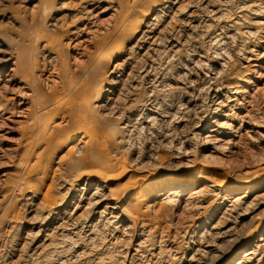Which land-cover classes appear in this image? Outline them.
Listing matches in <instances>:
<instances>
[{
    "label": "rangeland",
    "instance_id": "rangeland-1",
    "mask_svg": "<svg viewBox=\"0 0 264 264\" xmlns=\"http://www.w3.org/2000/svg\"><path fill=\"white\" fill-rule=\"evenodd\" d=\"M210 1H212V4ZM157 2L159 1L158 0H102L101 2H99L98 0L97 2L98 4L94 9V12L95 13L97 12L96 15L97 14L98 15L97 16L95 15L92 21L86 24V29L78 31L77 27H83L85 24L84 22L85 20L76 18L75 14H77L81 10L80 3L76 0H0V43L4 42V45L2 47L6 52L12 51L15 52L17 55L22 54L27 56L26 57L27 75L26 73L24 74L23 72H20L17 75L19 79H15V80H17L18 82L19 80H21L22 82L20 85L18 84L19 86L14 85L15 83H10V81L7 82V80H5V82L4 81L1 82L0 101H5L8 98L15 97L16 93L19 94V92L17 91L19 89L24 91H30L28 89H22V86L27 85V87L31 89L30 83L32 82L35 83L36 85L35 95L42 98L43 100H46L47 102L44 106H42V109L40 110L39 114L42 115L43 112L44 114H49L50 110H48V108H50L51 106L49 104L50 100L48 97L50 96V91L52 87L54 85H58L59 87H61L62 85L60 80L61 78L64 79L66 83H68L71 80H77L81 76L86 75L89 77L88 86L91 87L92 90V93H88V96H90L93 99L94 103H97L99 98L103 97V95L105 94L106 90L109 87L105 81H101L97 79L98 78L97 74L100 72V69H102V65L107 58L103 52V49L106 46L105 43L107 42L104 41L107 40L105 38L110 36L111 38L110 43L112 47L115 49V54H116L115 56H122L123 58H125L126 55H128L129 53L131 54L133 52H136L132 54V58L134 59L138 55H140L138 56V58H140L141 54L138 52V50L134 51L135 48L132 45L135 42L134 38L136 36L134 33L135 26L138 24L137 21L145 22L147 21L148 17L154 16V14L156 13L155 8L158 5ZM252 2L253 0H227L223 4L222 0H220V3L218 2V0H182V5L185 6L186 10L197 11L196 13L197 14L199 13L200 15L203 14L202 10H205L203 8L204 6H206L207 3L211 7L221 8L220 13L223 12L221 13V15H223L222 17L224 18H222L221 21H218V20H213L214 18L212 15L210 17H204L206 16L204 15L203 16L204 19L203 17L201 18L203 19L201 20L203 22L200 21L196 23L200 25V26L199 25L196 26L195 24L186 25L185 22L182 23L181 22V20H183L181 19L182 17L180 15L178 16L180 17L178 21L179 23L173 25V27L175 26L177 27V29L174 27L173 29L170 30L174 31L173 34L176 37L182 36L185 39H187V41L192 38V42L194 41L192 44H194L195 46L192 45L190 42L186 43L187 46L184 45V47L182 46L181 48V50H183V48H185V50H183V52H181L180 50L178 54L179 57L175 56L177 58L175 59L176 62L171 61L169 64H167V66L165 64L164 67H166L167 69H165L164 67H163L164 69L161 68L164 76H162V79L160 80L161 82L154 83L156 89L153 88L154 85L151 86V83H149L148 85L146 78L140 79L141 77H139V79L137 78L135 79V81H132L130 83L126 76L123 78L124 81L127 82V84L125 83L124 88L129 87L127 88L128 89V93H126L127 96L123 94L122 97L121 94V97H117L118 99H121V101L116 98V101H113L114 103L112 102V105L114 104L117 105L119 103L117 107L118 111L116 110L117 112L115 113L114 110L115 114L114 113L109 114L110 111L108 112L105 111L104 113L108 114L106 116L107 123H105L106 128H108L107 130L110 132H112V130L113 132L118 131L117 137L120 134L118 138L121 137L122 139H124L122 141L119 140L112 141V139H108L107 143L109 144L110 148L112 149L115 148L114 151L120 153L119 156L123 157V161L126 162L127 164L126 167L129 165L130 168V169L128 168L129 171L124 175H122L121 177L111 179V182L113 183L109 185L110 186L109 188L113 187L115 190L116 189L119 190L121 183H122L121 186H123L126 183L128 184L129 182L130 195L128 194L129 198L126 197L124 199V202L126 200L127 201L121 204L120 209H118L119 211L117 210V212L114 214L112 213V215L110 213L104 214L105 216L104 215L101 216V214H94L92 212L93 208L87 206V204H85L86 202L79 200L80 204H83V206L82 208L79 207L77 209L76 211L77 213L75 217L82 216V220L85 217L86 218L88 217L87 219L89 221L86 218L83 221L81 220L82 224L79 223L78 228L76 230L61 231V229H57L59 223L62 222L57 218L49 219L48 221L44 222L43 225L32 223L34 217L37 216L36 213H38V209H39L38 207H40L38 205H41V203L45 201L48 195L50 194H52V196L55 195L54 198H58L59 197L58 195H62L63 185L61 186L60 184H62L64 179H66L70 175V171L66 166L67 162L65 160L58 161L61 153L58 152L54 154L51 160V157L49 159L48 155L42 154V151L44 149L43 145L31 144L33 135L29 132L28 124L31 121V120L29 121V119H31L32 115L38 113V109H37L38 107L36 106V104H34L33 102L30 103L26 111L25 110L22 111V109L19 108V106L14 105V107H16L15 115H13L14 117L9 116L10 114H5V115L0 114L2 116L0 118V264H189L193 260L194 250L197 247H199V249L201 247L200 251L201 250L204 252L205 250L208 251L209 250L208 245L210 242L211 245L215 244L214 245L215 247L219 246L220 251H218V248H216V251L213 250L216 252V254H218L221 253L223 250L225 251L226 249L228 250L229 248H231L230 246H233L237 242V240L242 241L243 240L242 237H244V235L249 234V232L252 233V230L253 232L255 231L254 229L256 228V226H258L259 224L262 223V221H264V219H260L263 218L262 213L264 212L263 211L264 210V56H263L264 55L263 54L264 0H257L258 5L260 4L263 7H261L260 9L261 16H259V18L256 19L259 24L253 25V27L255 26L254 30L252 29L253 35L251 33L250 36L249 34H247L246 36L240 34L239 36H237V38H235L236 36L233 35L232 38L233 40L234 39L236 40V41L234 40L235 41L234 43L236 45L234 44L235 45L234 46L232 44L233 46L230 47L226 46L227 48L226 47H225L226 49L224 48L226 52L220 50V47L218 49V46L214 47L213 45L212 47V44H210L208 40V37H210L212 33H214L216 30L217 32L220 31L218 30V28L221 29L222 25H226V26L231 25L229 29L237 28L241 30L242 27L245 26L246 24L245 22L254 19V14H252V10L258 7V5L256 7L255 5H249ZM185 4L189 5L190 7L189 6L186 7ZM126 13H129V16L126 17ZM224 13L225 16L227 14L226 18L224 16ZM170 16L172 15L170 14ZM237 18L239 19V22ZM124 19L126 21L125 27L123 28V30H119L117 27L121 24L122 20ZM180 22L182 23L181 25ZM182 25H184V27ZM73 30L78 31V34L71 33L73 32ZM226 31H228V28L226 29ZM180 33L182 34L180 35ZM189 35H191L192 37H190ZM115 37L117 39H115ZM182 37L180 39L184 40V38ZM243 38L246 42H244L245 46L242 44L243 46L242 48L240 44L243 42H240L239 40ZM230 41H232V39ZM190 45H191V49H189ZM198 45L200 46V48ZM237 45L242 49L240 48L238 51ZM249 46L250 48L255 50V51L253 50L252 56L256 57V61L249 62L248 61L249 59L244 57V55L245 56L248 55L246 49ZM115 47L116 48L118 47V49H116ZM210 47H212L213 49L212 48L210 49ZM131 48L133 50H131ZM192 48L193 49L196 48L197 50L199 49L198 51L201 50V52L204 53V55L206 54L205 55L206 63H208L209 66L210 65L214 66L211 69L212 71L219 69L218 71L216 70L217 72H219L216 74L221 73L222 75L220 76L218 75V77L223 81L225 80L226 84L238 86V87L241 86L240 88L242 89L239 88L241 90L240 93L241 96L240 95L238 96L239 99L238 101H236L237 103L227 101L228 98L226 97L227 96L226 94L225 97L227 100L223 99L225 102L223 101L222 102L224 103L222 104L223 106H220V108L222 107L221 110H223L224 112L230 113L232 110L235 111L234 113L231 112L233 114L232 116L230 113L229 116H231V118L230 117L223 118L221 116L219 117L218 115L212 113L213 108L215 107V105H217L216 101H218L219 99L218 97L220 96V94L215 96L216 94L213 90L208 89L209 88L208 86L205 87L206 84H202L205 83V77L203 75V72L206 73V71H208L207 69L208 67H205L203 63L202 64L200 63L197 64L196 68L194 67V69H197L194 70L195 75L192 73H188L189 72L188 70L189 68H191L192 63H189L190 60H187V56L189 52H192L193 50ZM244 50L246 51L245 53ZM128 51L130 52L128 53ZM242 51L243 54H241ZM215 52L217 55L215 54ZM254 53L256 54V56H254L255 55ZM3 54L4 52L0 54V57ZM225 54L227 56H225ZM220 56L221 57L223 56V58L225 59V61L222 62V64L218 65L217 63L212 62V60L214 59L218 60L219 58H221ZM232 59L234 62H232ZM254 62L259 63V66L257 68L253 66L252 63ZM184 63L188 64L186 66L187 68L189 67L188 69H186V67H183L185 66ZM233 64H235V66H233ZM248 65L252 66L254 69L252 67H249ZM248 68H250L249 69L250 72L247 70ZM226 70H228L227 74L230 76V78L226 74H225L226 76L225 75L223 76V72H225ZM254 70L256 71L254 72ZM196 71L198 73H195ZM165 73L167 74L165 75ZM183 73L185 76L183 75ZM197 75H199L200 77L198 76L199 77L198 78ZM176 78H179L180 81L179 80L177 81ZM201 78L204 80L203 82ZM192 79L195 82L192 81ZM197 79L199 82L197 81ZM140 80L143 81L141 82ZM187 81L191 84H189ZM158 83L161 84V86L157 85ZM196 83L199 85H194ZM137 84L139 85L138 87ZM4 86H8L9 88ZM147 86L148 87L151 86V89L152 90L154 89L155 91L154 90L153 91L157 94H155L150 89V87L148 88ZM214 86L217 85L214 84ZM131 87L132 89H130ZM201 87L206 93H204L202 90H201L202 92L199 91L200 89H202ZM98 88H102V92L100 93L99 96H95L96 95L95 90ZM163 88H164L163 90L164 92H162L161 90ZM194 88L195 89L198 88L199 90H195ZM160 90L161 92H159ZM13 92L15 93L12 94ZM162 93H165L166 95L165 94L163 95ZM150 94L153 99L150 97ZM204 94L205 96L208 97L206 98ZM157 95L159 99H157L158 98L156 97ZM196 95L198 98L196 97ZM191 96H193L192 99ZM122 98L126 99V101L123 100ZM204 98L206 99V101L208 100V102H206ZM148 99L149 100L151 99L153 101L150 102L148 101ZM203 100L205 101L204 102L205 104L201 102ZM160 101H162V104H164L163 106ZM186 101L189 102L187 103ZM148 102L156 106L160 104L165 110L162 109V107L159 105L160 107H157L158 112H162L161 113L162 115L165 112V114L167 115L166 118L164 119L162 118V121L164 120L163 122L161 121L160 118H158L157 121L159 123L157 124L155 123L156 125V126L154 125V128L156 127L155 129L152 127L153 125H151L152 127L151 128L150 124L147 125L143 124L145 129H142L143 126L140 123L141 118L146 116V112H147L146 108L147 106H149ZM122 103H124L125 105ZM174 103L175 104L177 103L176 106H174L175 105ZM211 103H213L212 107L210 106ZM196 104L197 106H195ZM170 105L173 107V109ZM178 105L179 108L177 107ZM120 107L123 109H121ZM180 108L182 109V111ZM190 108L192 109V112L186 113L188 109L191 111ZM119 111H123V112L119 114L120 113ZM166 111L169 112L172 111V112L169 113ZM101 112L102 110L100 108L97 107L95 109L93 108L91 111V116L100 118L101 116H103V113ZM204 112L205 113L207 112L206 113L207 117L204 116L205 115ZM138 113L141 115H139ZM118 114L119 116L120 115L121 116L118 117ZM21 115L24 117H22ZM51 116L52 115H49L47 119L42 116L41 122L46 123L49 122L50 120V122L52 123V127L46 136L50 143L51 142L54 143L56 142L62 131L68 129L69 127H73L74 124L62 123L59 125H54L59 122V118L53 117L51 119ZM238 118H240L241 120ZM214 119H219L220 121L226 120L227 122H229L227 124H229L232 128H229L228 130H230L234 134V136L233 135L230 136L233 138L231 140L232 141L231 143L228 141L227 142L217 141L218 137L216 136L213 137L214 139L212 138L211 140H209V142H214V143H210L211 144L210 145L208 140H206L207 142L203 141V138L199 137L201 135L198 136L195 133L197 132V130L200 129L202 125H204L205 122L212 125L211 122ZM197 120L198 121L201 120V121L198 122ZM128 121H131L132 124L134 123L135 126L138 124H140V126L139 125L136 126L138 129L136 127H133L132 128L133 133H131L132 132L131 128L129 130L127 129L124 130V127H122L123 123H127ZM227 124L225 125L229 126ZM171 125L172 127H170ZM193 125L194 127H192ZM198 125L199 127L196 128V126ZM151 129L154 130L152 131ZM161 131H164L165 133ZM140 132L144 133L145 135L141 134ZM192 132L195 135V137L197 136L196 137L197 139L193 136ZM136 133L138 135L134 136L135 138L134 139L133 135L134 134L136 135ZM126 134H129L130 137ZM177 135L179 136V138ZM224 137L227 139V136ZM127 138H130V140L133 138L131 140L133 142H131L129 139L127 140ZM145 138L148 139L147 141H149V143L145 141L146 140ZM153 138L157 140L160 139L161 140L155 141V139ZM215 138L217 139L215 140ZM152 140L153 142H151ZM201 140L203 142H201ZM200 142H201V146H200ZM128 143L132 144L133 146L130 144L128 145ZM183 144L185 149L183 148ZM188 149L190 151L192 149V151L194 150L196 152L193 151L194 152L193 155V152H190ZM178 150L180 151V153ZM183 152H185L187 156ZM138 154L140 158H138ZM195 157L196 158L198 157L197 158L198 162L195 161L196 159H193ZM191 159H193L194 162H192L193 160ZM189 163H190L189 165L190 167H187ZM191 164L193 165V167ZM33 165L34 167H32ZM197 165L203 166L206 172L202 173L203 176L201 174V176L200 175L196 176V178L195 175L190 177L185 176V179L182 181V183H180L181 187H185V189L183 188L181 189L179 187H176L174 189L173 187H170V189L168 188L166 191L162 192L164 193V195L159 196L158 195L159 193L158 194L154 193L153 195H149L150 197L148 196L146 199L142 201H138L135 199L134 192L138 191L139 188H141L143 182L146 181L149 182L154 179L156 180L159 178H163L167 175L176 174L180 176L189 172V170L194 169ZM35 167H37L39 172L32 170V168ZM44 168L47 169L45 170L47 174V179L43 184H40L41 177H39L40 176L39 173L40 174L43 173ZM254 175L255 176L257 175V178ZM248 176L249 177L254 176L255 179H253L254 177L249 178ZM236 177L239 178L236 179ZM240 177L242 179H240ZM59 179L62 183H60ZM135 179H139V180L135 181ZM235 179L236 180L248 179L249 181H253L254 184L245 187L243 189H237L233 186L234 185L233 183L236 181ZM209 180L212 181L210 182ZM194 181L195 184L193 183ZM140 182H142V184ZM213 182L215 183L217 182V184L215 183L212 184ZM72 183L74 185L71 191H69L68 197L70 194L72 195L78 194L81 196L82 192L77 188H79L78 184L83 185V183L77 180L76 183L74 182ZM221 183L223 185L229 186L228 188L233 186L232 187L233 189L231 188L227 192L225 191V189L221 188L220 186ZM187 185H189V187H187ZM203 185H205L207 188ZM199 187H202L201 192ZM204 187L206 188V190H204L205 189ZM112 189H106L105 191L107 193H110V190ZM173 189L174 190L180 189L182 190V193L178 192L179 195L170 196V200H171L170 201L169 198L164 196H166L168 192ZM196 189L197 191H195ZM207 189L209 191H207ZM122 192L123 190L120 191V194ZM199 193L201 194L204 193V194L202 196ZM186 196L188 197L185 198ZM232 196H235V199ZM255 196L256 199H261L263 201L262 205L259 207H257L258 204L255 203L256 201ZM79 198L80 197H78V199ZM162 198L164 201L162 200ZM171 198L172 199L175 198V199L172 200ZM232 198L234 199V201H231ZM67 199L68 201H70L71 198H67ZM78 199L77 201L75 200L76 203L78 202ZM235 200L236 201L238 200L236 204L237 208L234 205ZM200 202L202 203L204 202V203L202 204ZM192 203L194 205H191ZM251 203L252 204L255 203V205H252ZM68 204H70V207L74 206V203L67 202L66 205L68 206ZM201 205L202 207L203 206L204 207L201 208ZM190 206H192L193 208L192 207L190 208ZM197 206L198 207L200 206V208L198 209ZM228 206L230 207L228 208ZM101 208L99 210H101ZM225 208H227V210ZM87 210L89 212H92L93 214L92 213L90 214ZM81 211L82 213H80ZM86 211L89 214L86 213ZM238 212H241L242 215H240L241 213ZM123 213L125 214V216ZM82 214L83 215L87 214L88 216L85 215L83 217ZM222 214L223 217L227 216V218L221 217ZM233 217L236 218L237 221L236 219L234 220ZM100 218L102 219V221ZM108 218L111 221L115 219L113 220L115 223L113 221L111 222L113 225L109 223L110 221H108ZM258 219L260 220L261 223H257V221L259 222ZM130 220L131 221L133 220L132 222L134 224ZM92 222L93 225L94 224L97 225L96 227L98 229L94 225L91 226L90 228L93 229L92 230L93 232H89L88 228L90 226L88 225L89 223ZM215 222L218 223V225L217 224L214 225ZM132 224L134 226L133 228H132ZM222 224L224 225V227ZM55 226L56 228H54ZM126 226L127 227L129 226L131 230L129 227L127 228ZM229 226L230 227L235 226V228L232 227L230 229ZM37 227H40L42 231L41 234L36 237L34 233L38 230ZM217 227L220 229H218ZM55 229L59 231L56 232ZM235 229H238L239 231L237 230L235 231ZM231 230H233V232ZM74 231L77 232L74 234ZM94 231L96 232L94 233ZM209 232L211 234H209ZM237 232L239 234H237ZM47 233L49 235L53 233V235L49 236ZM54 233L56 236L54 235ZM215 233L217 234V236ZM223 233H225V235ZM86 235L88 236V238ZM59 236L60 237L63 236L64 238L59 239L60 238ZM220 236H222L224 239ZM69 237L71 238L70 241H69L70 239ZM221 238L223 239V241ZM235 238L237 239L235 240ZM44 239H46L45 242ZM200 239H202L205 242H203ZM61 240L63 241L61 242ZM217 241L218 242L221 241V242L218 243L217 245L216 244ZM233 241L236 242L234 243ZM255 243H256L255 241H252L251 245L253 246V244ZM247 248L242 249L241 253H243ZM136 249L137 252H135ZM262 250L264 251V248ZM50 251H54L55 253L54 252L51 253ZM257 253L259 254V250ZM204 254L206 256V253ZM216 254L214 255L212 253L211 257L206 256L208 259H205V261L206 260L207 261L204 264L207 263L209 264L210 261H211L210 264L214 263V259L216 261L218 258V255ZM188 258L191 259L189 260ZM209 258H211L210 261Z\"/></svg>",
    "mask_w": 264,
    "mask_h": 264
},
{
    "label": "bare ground",
    "instance_id": "bare-ground-1",
    "mask_svg": "<svg viewBox=\"0 0 264 264\" xmlns=\"http://www.w3.org/2000/svg\"><path fill=\"white\" fill-rule=\"evenodd\" d=\"M76 1H78L79 3H80V6H81V10L77 13V14H75L76 15V18H78V19H83V20H85L84 22H85V24H84V26L83 27H77V30L78 31H80V30H84V29H86V24L87 23H89V22H91L92 21V19H93V17L96 15V13L94 12V9H95V7H96V5L98 4L97 2H98V0H76ZM102 1V0H101ZM100 0H99V2H101ZM159 2H157L158 3V5L156 6V8H155V11H156V13L154 14V16H152V17H148V19H147V21H145V22H139V21H137V25L135 26V30H134V33H135V38H134V40H135V42H134V44H132L133 45V47L135 48L134 49V51L136 50H138V52L141 54V57L140 58H138V56H140V55H138L137 57H135L134 59L132 58V54H134V53H136V52H133V53H129L131 50H133L132 48H131V50L130 51H128V55H126V57L125 58H123L122 56H115L116 54H115V49L112 47V45H111V43H110V41H111V38H110V36H108L107 38H105V39H107V40H104L106 43H105V47H104V49H103V52H104V54L106 55V60L104 61V63H103V65H102V69H100V72L97 74V79H99V80H101V81H105L106 83H107V85L109 86L108 87V89L106 90V92H105V94L103 95V97H101V98H99V100H98V102L97 103H94V101H93V99L90 97V96H88V93H92V90H91V87H89L88 86V84H89V77L88 76H81L79 79H77V80H71V81H69L68 83H66L65 81H64V79H60L61 80V87H59L58 85H54L53 87H52V89H51V91H50V96L48 97L49 98V104H50V108H48V110H50V112H49V114H44V112H43V114L42 115H40L39 114V112H40V110L42 109V106H44L47 102H46V100H43L42 98H40V97H38L37 95H35L36 94V85H35V83H30V86H31V89L30 88H28L27 87V85L26 86H22V89H28V90H30V91H24V90H21V89H19V90H17L18 92H19V94L18 93H16V96L15 97H12V98H8L7 100H5V101H0V114L1 115H5V114H10L9 116H13V115H15V112H16V107H14V105H17V106H19V108H21L22 109V111L23 110H27L28 108V106H29V104L30 103H34V104H36V106L38 107L37 109H38V113L37 114H33L32 115V117H31V119H29V121H30V123L28 124V129H29V132L33 135V139L31 140V144H33V145H43L44 146V149H43V151H42V154L43 155H48V157H49V159H50V157H51V160H52V157H53V155L54 154H56V153H61V155H60V158H59V160L58 161H60V160H65L66 162H67V164H66V166L68 167V169H69V171H70V175L66 178V179H64V181H63V183L60 181V179H59V181H60V183H62V184H60L61 186H62V188H63V193H62V195H58L57 197L58 198H54L55 197V195L54 196H52V194H50V195H48V193H47V197H46V199H45V201L44 202H40L41 203V205H38V206H40V207H38L37 209H38V213H36L37 214V216H35L34 217V219L32 220V223H34V224H40V225H43V223L44 222H46V221H48L49 219H52V218H57V219H59V220H61L62 222L61 223H59V225L57 226L58 228L57 229H61V231L63 230V231H69V230H76L77 228H78V224L79 223H81V220H82V216L81 217H78V216H76L75 217V215H76V211H77V209L80 207V208H82V206H83V204H80V201H84V202H86L85 204H87V206H89L90 208H93V210H92V212L94 213V214H101V216L102 215H104V214H107V213H110L111 215H112V213L114 214V213H116L117 212V210L118 209H120V207H121V204L124 202V199L127 197V198H129L128 196L130 195L129 194V191H130V185H129V182H128V184L126 183L125 185H123V186H121L122 185V183H121V185H120V189L119 190H115L113 187H112V185H111V187L113 188H109L110 186V184L111 183H113V182H111V179H115V178H119V177H121L122 175H124L125 173H127L128 171H129V165L126 167V162H124L123 161V157L122 156H119V154L120 153H118V152H116V151H114V149H112V148H110L109 147V144L107 143V141H108V139H112V141H114V140H119V141H122V140H124V139H122L121 137L120 138H118L119 136H120V134H119V136L117 137V132H113V130H112V132H110V131H108L107 129L108 128H106V124L105 123H107V119H106V116L108 115V114H106V113H104L105 111H110L109 112V114L110 113H114V110H115V113L118 111L117 110V107H118V104L116 105V104H114V105H112V102L113 101H116V98L117 97H121V94H122V97H123V94L124 95H126V93H128V89L127 88H129V87H127V88H124L125 87V83L127 84V82H125L124 81V77L126 76L127 77V79H128V81H129V83L130 82H132V81H135V79H139V77H141L140 79H142V78H146L147 79V82H148V85H149V83H151V86L152 85H154V83H156V82H161L160 80L162 79V76H164V74H163V72H162V69H167L166 67H164L165 66V64H166V66H167V64H169L171 61H175V59H177L175 56H178V54H179V52H180V50H181V48H182V46L184 47V45H186V43H193L192 42V38L191 39H189L188 41H187V39H185L184 37H182V38H184V40L182 39H180L181 37H176L173 33H174V31L173 30H170V29H173L174 27H173V25L175 24H178L179 22V19H180V17H178L179 15L182 17L181 19H183V20H181V22L183 23V22H185V24L186 25H193V24H195L196 26L197 25H199V24H196V23H198V22H200L201 20H203L204 19V17H210L211 15L213 16V20H218V21H221V19L222 18H224V17H222L223 15H221V13H223V12H221L220 13V11H221V8H217V7H211V6H209V4L207 3L206 4V6H204V8L203 9H205V10H202L203 11V14L202 15H200L199 13L197 14L196 12L197 11H192V10H186V8H185V6H183L182 5V0H158ZM225 1H227V0H225ZM225 1H223L222 0V2H223V4H224V2ZM211 2V4H212V1H210ZM216 2V1H215ZM218 2L220 3V0H218ZM78 3V4H79ZM156 3V4H157ZM183 4H184V2H183ZM186 5V4H185ZM220 5V4H219ZM221 5H222V3H221ZM249 5H255V7L258 5V3H257V0H253V2L251 3V4H249ZM248 5V6H249ZM260 5V4H259ZM258 5V7H256V8H254L253 10H252V14H254V19H252V20H249V21H247V22H245L246 24H245V26H243L242 27V29L240 30V29H229V27H231V25H222V27H221V29H219L218 28V30H220L219 32H217V30L214 32V33H212L211 35H210V37H208V40H209V43L210 44H212V47H213V45H214V47H217L218 46V49H219V47H220V50H223V51H225L226 52V46H233L235 43V41L233 40V38H232V36L233 35H235L236 37L235 38H237V36H239L240 34H242V35H244V36H246L247 34H249V36H250V33L253 35V31H252V29L254 30V27H253V25H255V24H259L258 23V21L256 20L257 18H259V16H261V7H263L262 5H260L259 6ZM99 6V5H98ZM187 6H189V5H186V7ZM192 6V5H191ZM213 6V5H212ZM247 6V7H248ZM190 7V6H189ZM203 7V6H202ZM211 7V8H210ZM221 7V6H220ZM201 8V7H200ZM198 9V8H197ZM243 9V8H242ZM194 10H195V8H194ZM200 10V9H199ZM101 13V12H100ZM170 14L172 15V16H170ZM98 15V14H97ZM96 15V16H97ZM204 15H206V16H204ZM127 16H129V13H126V17ZM204 16V17H203ZM224 16H225V13H224ZM203 17V19H201ZM227 17V14H226V16H225V18ZM239 17H241V16H239ZM97 18V17H96ZM174 19V20H173ZM238 19V18H237ZM125 19L124 20H122V22H121V24L117 27L119 30H123V28L125 27ZM175 22H177V23H175ZM180 22V25L182 24ZM201 22H203V21H201ZM215 22V21H214ZM236 22V21H235ZM234 22V23H235ZM238 22H239V19H238ZM91 24V23H90ZM228 24V23H227ZM183 27H184V25H182ZM181 26V27H182ZM200 26V25H199ZM201 26H202V24H201ZM180 27V28H181ZM192 27V26H191ZM176 29H177V27H175ZM228 28V31H226V29ZM75 29V28H74ZM178 30H179V28H178ZM225 30V31H224ZM256 30V29H255ZM78 31H74L73 30V32H71V33H76V34H78ZM252 31V32H251ZM257 31V30H256ZM255 31V32H256ZM175 32H177V31H175ZM184 33V32H183ZM182 33H180V35H181ZM252 35H251V37H252ZM255 35H256V33H255ZM190 37H192L191 35H189ZM186 37V36H185ZM194 38V37H193ZM240 38V37H239ZM238 38V39H239ZM115 39H117L116 37H115ZM114 39V40H115ZM119 39V38H118ZM232 39V41H230ZM257 39V38H256ZM77 40V39H76ZM207 40V41H208ZM262 40V39H261ZM238 41V40H237ZM240 42H243V43H241L240 45H241V47L243 48V46H242V44L244 45V42H246L245 40H244V38L243 39H240L239 40ZM112 42H113V40H112ZM114 42H116V41H114ZM3 43V44H2ZM2 43H0V54H2V52H4V54L0 57V83L1 82H5V80H7V82H9L10 81V83H15L14 85H17V86H19L22 82H21V80H19V82L17 81V80H15V79H19L18 77H17V75L20 73V72H23L24 74L26 73V75H27V71H26V69H27V62H26V57L27 56H25V55H22V54H16L15 52H12V51H8V52H6L4 49H3V45H4V42H2ZM47 43V42H46ZM118 43V42H117ZM239 43V42H238ZM196 44V43H195ZM233 44V45H232ZM114 45H115V43H114ZM117 45V44H116ZM192 45H194V44H192ZM200 45V44H199ZM198 45V46H199ZM236 45V44H235ZM234 45V46H235ZM187 46V45H186ZM185 46V47H186ZM195 46V45H194ZM194 46H192V47H194ZM245 46V45H244ZM119 47V46H118ZM118 47L116 48V49H118ZM212 47H210V49L212 48ZM226 47V48H225ZM237 47H238V45H237ZM241 47H238L237 49H238V51H239V49L241 48ZM247 47V46H246ZM188 48V47H187ZM198 48V47H197ZM199 48H200V46H199ZM208 48H209V46H208ZM225 48V49H224ZM241 48V49H242ZM189 49H191V45H190V48ZM193 49V48H192ZM202 49V48H201ZM213 49V48H212ZM244 49H245V47H244ZM105 50V51H104ZM183 50H185V48H183ZM183 50H181V52H183ZM199 50V49H198ZM196 48L195 49H193L192 50V52H189V54H188V56H187V60H190L189 61V63H192V66H191V68H189V72L188 73H192V74H194V70H197V69H194V67L196 68L197 67V64H204V66L205 67H208L207 69H208V71H206V73H204L203 72V75H204V77H205V83H202V84H206L205 85V87L206 86H208L209 88L208 89H211V90H213L214 92H215V96H217V95H219L220 94V96L218 97L219 99H218V101H216V104L217 105H215V107L213 108V110H212V113L213 114H215V115H218L219 117L221 116V117H223V118H228V117H230L231 118V116L233 115L231 112H235V111H233L232 109V111L230 112L231 113V116H229L230 115V113L229 112H224L223 110H221V108H220V106H223L222 104H224V103H222L224 100L223 99H226V97L228 98V100L227 101H229V102H236V101H238V99H239V95H240V93H241V90L240 89H242V88H240V87H238V86H233V85H229V84H226L225 82V80L223 81L222 79H220L219 77H218V75L220 76V75H222L221 73L220 74H216V73H219V72H217L216 70L215 71H212L211 69L214 67L213 65L210 67L209 66V64L208 63H206V61H205V59H206V54L204 55V53H202L201 52V50L200 51H198ZM216 50V49H215ZM214 50V51H215ZM220 50H219V52H220ZM247 50V53H248V55L247 56H245L244 55V57H246L247 59H249L248 61L250 62V61H256V57H253L252 55H253V50L254 49H252V48H250V46L246 49ZM213 51V52H214ZM255 51V50H254ZM132 52V51H131ZM246 51L244 50V53H245ZM119 53V52H118ZM139 53H137V54H139ZM223 53V52H222ZM221 53V54H222ZM127 54V53H126ZM180 54H182V53H180ZM214 54V53H213ZM215 54H216V52H215ZM241 54H243V51H242V53ZM255 54V53H254ZM263 54H264V52H263ZM48 55V54H47ZM217 55V54H216ZM224 55V54H223ZM258 55V54H257ZM260 55V54H259ZM208 56V55H207ZM225 56H227L226 54H225ZM254 56H256V54L254 55ZM264 56V55H263ZM104 57V56H103ZM179 57V56H178ZM213 57V56H212ZM216 57V56H215ZM218 57V56H217ZM221 57V56H220ZM229 57V56H228ZM258 57V56H257ZM186 58V57H185ZM208 58V57H207ZM259 58V57H258ZM218 59V58H217ZM228 59H230V58H228ZM260 59V58H259ZM181 61V60H180ZM225 61V59L223 58V56L221 57V58H219L218 60H216V59H214V60H212V62H214V63H217L218 65H220V64H222V62H224ZM247 61V60H246ZM247 61V62H248ZM172 62V63H173ZM176 62V61H175ZM232 62H234L233 61V59H232ZM179 63V62H178ZM177 63V64H178ZM230 63H231V61H230ZM255 63V64H254ZM254 63H252L253 64V66L254 67H258L259 66V63H257V62H254ZM180 64V63H179ZM182 64V63H181ZM185 64V63H184ZM183 64V65H184ZM213 64V63H212ZM188 64H185V66H183V67H186ZM169 66V65H168ZM203 66V65H202ZM222 66V65H221ZM233 66H235V64H233ZM249 67H252V66H250V65H248ZM247 66V67H248ZM90 67V66H89ZM164 67V68H163ZM176 67H177V65H176ZM180 67V66H179ZM162 68V69H161ZM187 67H186V69H188ZM225 68H227V67H225ZM224 68V69H225ZM233 68V67H232ZM253 68V67H252ZM251 68V69H252ZM58 69V68H57ZM88 69V68H87ZM86 69V70H87ZM191 69V70H190ZM203 69H204V67H203ZM221 69V68H220ZM224 69H223V71H224ZM250 68H248L247 70L250 72V70H249ZM254 69V68H253ZM210 70H211V72H210ZM246 70V71H247ZM164 71V70H163ZM227 71L228 70H226L225 72H223V76L226 74L227 76H229L228 74H227ZM231 71V70H230ZM256 70H254V72H255ZM185 72V71H184ZM186 73V72H185ZM195 73H198L197 71L195 72ZM88 74V73H87ZM167 73H165V75H166ZM200 74V73H199ZM230 74V73H229ZM172 75V74H171ZM170 75V76H171ZM183 75H184V73H183ZM189 75V74H188ZM195 75V74H194ZM225 75V76H226ZM174 76V75H173ZM185 76V75H184ZM199 75H197V77H198ZM175 77V76H174ZM188 77V76H187ZM194 77V76H193ZM200 77V76H199ZM198 77V78H199ZM203 77V76H202ZM203 77V78H204ZM220 80H219V79ZM229 78H230V76H229ZM202 79V78H201ZM241 79V78H240ZM174 80V79H173ZM176 80L178 81H180V79L179 78H176ZM187 80V79H186ZM200 80V79H199ZM219 80V81H218ZM227 80V79H226ZM109 81V82H108ZM136 81H138V80H136ZM141 82L143 81V80H140ZM139 81V82H140ZM163 81H165V80H163ZM190 81V80H189ZM192 81H194L193 79H192ZM191 81V82H192ZM197 81H198V79H197ZM204 80L202 79V82H203ZM140 82V83H141ZM188 82V81H187ZM195 82V81H194ZM199 82V81H198ZM138 83V82H137ZM164 83V82H163ZM186 83V82H185ZM189 83V82H188ZM233 83V82H232ZM5 84V83H4ZM19 84V85H18ZM143 84V83H142ZM187 84V83H186ZM189 84H191V83H189ZM214 84H216L217 86H214ZM231 84V83H230ZM1 85V84H0ZM130 85V84H129ZM128 85V86H129ZM136 85V84H135ZM135 85H134V87H135ZM144 85V84H143ZM147 85V84H146ZM157 85H160L161 86V84H157ZM194 85H199V84H194ZM127 86V85H126ZM132 86V85H131ZM139 85L137 84V87H138ZM151 86H149L150 87V89H151ZM167 86V85H166ZM202 86V85H201ZM2 87V86H1ZM4 87H8V86H4ZM148 87V86H147ZM148 87V88H149ZM192 87V86H191ZM195 87V86H194ZM197 87V86H196ZM199 87V86H198ZM203 87V86H202ZM201 87V88H202ZM9 88V87H8ZM154 89H156L155 88V85H154V87H153ZM166 88V87H165ZM240 88V89H239ZM130 89H132V87L130 88ZM153 89V90H154ZM168 89V88H167ZM188 89V88H187ZM195 89V88H194ZM205 89V88H204ZM207 89V90H208ZM133 90H134V88H133ZM133 90H131V91H133ZM152 90V89H151ZM152 90V91H153ZM158 90V89H157ZM162 90V92H164L163 90H164V88L163 89H161ZM161 90L159 91V92H161ZM166 90V89H165ZM193 90V89H192ZM195 90H199L198 88L197 89H195ZM204 92V90H203V88L202 89H200L199 91L200 92H202V91ZM206 90V91H207ZM225 90V91H224ZM96 92H95V96H99L100 95V93L102 92V88H98V89H96L95 90ZM130 91V92H131ZM155 91V90H154ZM153 91V92H154ZM188 91V90H187ZM130 92H129V94H130ZM151 92V91H150ZM152 92V93H153ZM167 92V91H166ZM165 92V93H166ZM208 92V91H207ZM245 92V91H244ZM15 92H13L12 94H14ZM132 93V92H131ZM155 93V92H154ZM165 93H162L163 95L165 94ZM188 93V92H187ZM190 93V92H189ZM204 93H206V92H204ZM211 93V92H210ZM148 94V93H147ZM155 94H157V93H155ZM192 94V93H191ZM213 94V93H212ZM226 94H227V96H226ZM162 95V96H163ZM166 95V94H165ZM207 95V94H206ZM14 96V95H13ZM95 96H94V98H95ZM127 96V95H126ZM146 96H148V95H146ZM154 96V95H153ZM161 96V95H160ZM168 96V95H167ZM189 96H190V94H189ZM199 96V95H198ZM201 96H202V94H201ZM204 96H205V94H204ZM226 96V97H225ZM241 96V95H240ZM19 97V98H18ZM150 97H151V94H150ZM156 97H158V95L156 96ZM192 97L193 96H191V99H192ZM196 97H197V95H196ZM195 97V98H196ZM200 97V96H199ZM206 98L208 97V96H205ZM211 97V96H210ZM213 97V96H212ZM222 97H225V98H222ZM152 98V97H151ZM163 98V97H162ZM187 98H189V97H187ZM198 98V97H197ZM222 98V99H221ZM118 99V98H117ZM123 100H125L126 101V99H124V98H122ZM153 99V98H152ZM157 99H159V97L157 98ZM165 99H167V98H165ZM164 99V100H165ZM191 99H190V102H191ZM200 99H203V98H200ZM205 99V98H204ZM211 99V98H210ZM214 99V98H213ZM17 100V101H16ZM118 100H120L121 101V99H118ZM122 100V101H123ZM161 100V99H160ZM194 100V99H193ZM243 100V99H242ZM245 100V99H244ZM96 101V100H95ZM128 101V100H127ZM135 101H137V100H135ZM134 101V102H135ZM148 101H153V100H149L148 99ZM158 101V100H157ZM156 101V102H157ZM195 101V100H194ZM199 101V100H198ZM205 101H206V99H205ZM204 100L203 101H201V102H205ZM240 101V100H239ZM119 102V101H118ZM144 102V101H143ZM146 102H147V100H146ZM150 102H148V104H149V106H147V108H146V116H144L143 118H141V124H142V126H143V124L144 125H147V124H150V127H151V125H153L152 127L154 128V125H155V123L157 124V123H159L157 120H158V118H160L161 119V121H162V118L164 119V118H166L167 117V115L165 114V112H164V114L162 115L161 113L162 112H158V110H157V107H160L159 105L158 106H156V105H154V104H151ZM159 102V101H158ZM161 102V104H162V101H160ZM187 103L189 102V101H186ZM206 102H208V100L206 101ZM225 102V101H224ZM114 103V102H113ZM163 103H164V101H163ZM165 103H167V102H165ZM214 103V102H213ZM213 103H211V107H212V104ZM227 103V102H226ZM237 103V102H236ZM241 103H243V102H241ZM121 104V103H120ZM122 104H124V103H122ZM145 104V103H144ZM158 104V103H157ZM175 104V103H174ZM177 104V103H176ZM176 104L174 105V106H176ZM186 104V103H185ZM194 104V103H193ZM198 104V103H197ZM197 104L195 105V106H197ZM202 104V103H201ZM205 104V103H204ZM230 104V103H229ZM125 105V104H124ZM129 105V104H128ZM147 105V104H146ZM164 104H162V106H163ZM167 105V104H166ZM172 105V104H171ZM170 105V106H171ZM183 105V104H182ZM209 105V104H208ZM226 105V104H225ZM224 105V106H225ZM234 105V104H233ZM241 105V104H240ZM244 105V104H243ZM126 106H127V104H126ZM161 106V107H162ZM173 106V105H172ZM171 106V107H172ZM180 106H181V104H180ZM189 106V105H188ZM194 106V107H195ZM199 106V105H198ZM202 106H204V105H202ZM206 106V105H205ZM100 108L101 110H102V112L101 113H103V116H101L100 118H97V117H93V116H91V111H92V109L94 108ZM144 107V106H143ZM178 108H179V105L177 106ZM176 107V108H177ZM182 107H185V106H182ZM200 107V106H199ZM209 107V106H208ZM235 107V106H234ZM237 107V106H236ZM121 108V107H120ZM120 108H118V109H120ZM144 108V109H145ZM175 108V109H176ZM187 108V107H186ZM192 108V107H191ZM190 108V109H191ZM202 108H204V107H202ZM206 108V107H205ZM210 108V107H209ZM242 108H243V106H242ZM121 109H123V108H121ZM159 109V108H158ZM162 109H164L163 107H162ZM167 109V108H166ZM172 109H173V107H172ZM171 109V110H172ZM181 109V108H180ZM195 109V108H194ZM207 109V108H206ZM205 109V110H206ZM230 109V108H229ZM237 109V108H236ZM117 110V111H116ZM165 110V109H164ZM169 110V109H168ZM203 110V109H202ZM209 110V109H208ZM240 110V109H239ZM242 110V109H241ZM139 111V110H138ZM162 111V110H161ZM176 111V110H175ZM177 111H178V109H177ZM180 111V110H179ZM181 111H182V109H181ZM186 111V110H185ZM18 112V111H17ZM120 113L119 114H121V112H123V111H119ZM166 112H169V111H166ZM172 112V111H171ZM171 112H169V113H171ZM187 112H192V109H191V111L188 109V111H186V113ZM209 112V111H208ZM114 113V114H115ZM141 113H143V112H141ZM145 113V112H144ZM174 113V112H173ZM176 113V112H175ZM179 113V112H178ZM205 113V112H204ZM207 113V112H206ZM206 113H205V115L204 116H206ZM119 114H118V117H120L119 116ZM139 114V113H138ZM168 114V113H167ZM236 114V113H235ZM0 115V118L2 117ZM49 115H52L51 116V119L53 118V117H58L59 118V122L58 123H56V124H54V125H59V124H62V123H69V124H74L73 125V127H69L68 129H66V130H64V131H62V133L59 135V137H58V139L56 140V142H54V143H50L49 141H48V138H47V133L50 131V129H51V127H52V123L50 122V120H49V122H46V123H44V122H41V117L43 116V117H45L46 119L49 117ZM139 115H141V114H139ZM172 115V114H171ZM170 115V116H171ZM175 115V114H174ZM182 115H184V114H182ZM18 116V115H17ZM20 116V115H19ZM22 116V115H21ZM169 116V117H170ZM176 116V115H175ZM181 116V115H180ZM14 117V116H13ZM22 117H24V116H22ZM142 117V116H141ZM168 117V118H169ZM178 117V116H177ZM177 117H176V120H177ZM183 117V116H182ZM181 117V118H182ZM201 117H203V116H201ZM207 117V116H206ZM217 117V116H216ZM235 117V116H234ZM27 118V117H26ZM128 118H130V117H128ZM133 118V117H132ZM171 118V117H170ZM236 118V117H235ZM173 119H174V117H173ZM172 119V120H173ZM180 119V118H179ZM238 119H240V118H238ZM129 120V119H128ZM134 120V119H133ZM136 120V119H135ZM168 120V119H167ZM181 120V119H180ZM179 120V121H180ZM232 120V119H231ZM241 120V119H240ZM160 121V120H159ZM164 121V120H163ZM162 121V122H163ZM166 121V120H165ZM198 121V120H197ZM197 121H196V123H197ZM201 121V120H200ZM200 121H198V122H200ZM204 121V120H203ZM123 122H124V120H123ZM122 122V123H123ZM136 122H138V121H136ZM135 122V123H136ZM172 122V121H171ZM174 123H176V122H174ZM212 125H210V124H208V123H204V125H202L201 127H200V129L199 130H197V132H195L198 136L199 135H201V136H199V137H202L203 138V141H205V142H207L206 140H208V142H209V140H211L213 137H218V140L217 141H220V142H232L231 140L233 139L232 137H230L231 135H233L234 136V134L230 131V130H228L229 128H232L229 124H227V123H229V122H227L226 120H224V121H220L219 119H214L212 122ZM231 123V122H230ZM138 124V123H137ZM161 124V123H160ZM159 124V125H160ZM165 124V123H164ZM164 124H162V125H164ZM169 124H170V122H169ZM172 124V123H171ZM198 124H200V123H198ZM225 124H227V125H229V126H226ZM53 125V126H54ZM139 126H140V124H138ZM138 125H136V126H138ZM194 125H197V124H194ZM194 125L192 126V127H194ZM232 125V124H231ZM135 125H134V123L132 124L131 123V121H128L127 123H123V126L122 127H124V130L125 129H127V130H129L130 128H131V133H133V130H132V128L133 127H136ZM141 126V127H142ZM156 126V125H155ZM141 127H140V129H141ZM151 127V128H152ZM170 127H172V125L170 126ZM199 127V125L198 126H196V128H198ZM113 128V127H112ZM137 128V127H136ZM149 128V127H148ZM147 128V129H148ZM156 128V127H155ZM154 128V129H155ZM174 128V127H173ZM114 129V128H113ZM135 129V128H134ZM138 129V128H137ZM142 129H145L144 128V126H143V128ZM153 129V130H154ZM123 130V129H122ZM121 130V131H122ZM123 130V131H124ZM152 130V129H151ZM152 130V131H153ZM157 130H159V129H157ZM161 130H162V128H161ZM193 130V129H192ZM233 130V129H232ZM122 131V132H123ZM136 131V130H135ZM134 131V132H135ZM141 131V130H140ZM156 131V130H155ZM168 131V130H167ZM236 131V130H235ZM137 132H138V130H137ZM143 132V131H142ZM142 132H140L141 134H144V133H142ZM145 132H146V130H145ZM150 132V131H149ZM161 132H164V131H161ZM194 132V131H193ZM193 132H192V134H193ZM237 132V131H236ZM235 132V133H236ZM125 133V132H124ZM123 133V134H124ZM155 133V132H154ZM153 133V134H154ZM157 133V132H156ZM165 133V132H164ZM179 134V133H178ZM122 135V134H121ZM126 135H128L129 136V134H126ZM132 135V134H131ZM138 134L136 133V135L134 134L133 135V138H134V136H137ZM145 135V134H144ZM159 135V134H158ZM161 135V134H160ZM167 135H168V133H167ZM124 136V135H123ZM147 136V135H146ZM153 136V135H152ZM178 136V135H177ZM187 136V135H186ZM188 136H189V134H188ZM193 136L195 137V135L193 134ZM192 136V137H193ZM224 136H227V139L224 137ZM130 137V136H129ZM154 137V136H153ZM156 137V136H155ZM159 137V136H158ZM163 137V136H162ZM197 137V136H196ZM195 137V138H196ZM198 137V138H199ZM236 137H237V135H236ZM125 138V137H124ZM132 138V139H133ZM178 138H179V136H178ZM181 138V137H180ZM130 140V138H127V140ZM131 139V140H132ZM135 139V138H134ZM146 139V138H145ZM152 139V138H151ZM151 139H149V140H151ZM153 139H155V138H153ZM190 139H191V137H190ZM190 139H187V140H190ZM197 139V138H196ZM201 139V138H200ZM214 139V138H213ZM217 138H215V140H216ZM130 140V141H131ZM148 139H146L145 141H147ZM157 139H155V141H156ZM161 140V139H160ZM160 140H157V141H160ZM163 140V139H162ZM129 141V142H130ZM181 141H182V139H181ZM185 141V140H184ZM202 140H201V142H203ZM131 142H133V141H131ZM148 143H149V141H147ZM151 142H153V140L151 141ZM150 142V143H151ZM186 142V141H185ZM185 142H182V143H185ZM195 142V141H194ZM201 142H200V146H201ZM204 142V143H205ZM168 143V142H167ZM171 143V142H170ZM197 143V142H196ZM210 143H214V142H209V144ZM216 143V142H215ZM235 143V142H234ZM130 143H128V145H129ZM153 144V143H152ZM159 144H160V142H159ZM158 144V145H159ZM172 144V143H171ZM171 144H169V145H171ZM190 144V143H189ZM130 145H132V144H130ZM168 145V144H167ZM194 145H195V143H194ZM205 145V144H204ZM211 145V144H210ZM215 145V144H214ZM133 146V145H132ZM154 146V145H153ZM171 146H173V145H171ZM216 146V145H215ZM119 147V146H118ZM117 147V148H118ZM149 147H150V145H149ZM168 147V146H167ZM191 147V146H190ZM202 147H203V145H202ZM132 148H134V147H132ZM154 148H156V147H154ZM153 148V149H154ZM183 148H184V144H183ZM192 148H194V147H192ZM195 148H196V146H195ZM213 148H215V147H213ZM119 149V148H118ZM150 149V148H149ZM152 149V150H153ZM158 149V148H157ZM185 149V148H184ZM203 149V148H202ZM132 150V149H131ZM151 150V151H152ZM175 150H177V149H175ZM189 150V149H188ZM188 150H187V152H188ZM179 151V150H178ZM190 151V150H189ZM194 151V150H193ZM192 151V149H191V151L190 152H193ZM132 152V151H131ZM146 152V151H145ZM194 152H196V151H194ZM194 152H193V155H194ZM179 153H180V151H179ZM182 153V152H181ZM183 153H185V152H183ZM122 154V153H121ZM186 154V153H185ZM192 154V153H191ZM190 154V155H191ZM123 155V154H122ZM157 155V154H156ZM155 155V156H156ZM186 156H187V154H186ZM197 156V155H196ZM158 157V156H157ZM47 158V157H46ZM135 158V157H134ZM137 158V157H136ZM138 158H140V156H139V154H138ZM198 158V157H197ZM197 158L195 157V158H193V159H196L195 161H197ZM48 159V158H47ZM193 159H191V160H193ZM186 160V159H185ZM190 160V161H191ZM47 161V160H46ZM48 162H49V160H48ZM188 162V161H187ZM192 162H194V160L192 161ZM198 162V161H197ZM45 163H47V162H45ZM187 164V163H186ZM198 164V163H197ZM200 164V163H199ZM45 165V164H44ZM47 165V164H46ZM190 165V163L188 164V166L187 167H190L189 166ZM192 165V164H191ZM32 167H34V165L32 166ZM47 167V166H46ZM45 167V168H46ZM192 167H193V165H192ZM44 168V171H43V173H39V177H41V180H40V184H43L45 181H46V179H47V174H46V171L45 170H47V169H45ZM129 168V169H128ZM180 168V167H179ZM42 169V168H41ZM32 170H34V171H38V169H37V167H35V168H32ZM170 170H172V169H170ZM39 172V171H38ZM203 172H206L205 171V168L203 167V166H201V165H197L194 169H192V170H189V172H187V173H185V174H183V175H167V176H165V177H163V178H159V179H154V180H151V181H146V182H143V184H142V182H140L141 184H142V186H141V184H140V186H141V188H139V190L138 191H135L134 193V195H135V199L136 200H138V201H142V200H144V199H146L149 195H153L154 193L156 194H158L159 196L160 195H164V193H162V192H164V191H166L168 188L170 189V187H173L174 189L176 188V187H179V188H183V189H185V187H181V185H180V183H182V181L185 179V176H194L195 175V178H196V176H201V174L203 173ZM34 173V172H33ZM166 174H168V173H166ZM161 176V175H160ZM163 176V175H162ZM202 176H203V174H202ZM255 176V175H254ZM254 176H250V177H254ZM245 177V176H244ZM249 177V176H248ZM249 177V178H250ZM256 178H257V175L255 176ZM255 177L253 178V179H255ZM258 177H259V175H258ZM140 178V177H139ZM143 178V177H142ZM157 178V177H156ZM237 178H239V177H236V179ZM247 178V177H246ZM248 178V179H249ZM141 179V178H140ZM198 179V178H197ZM233 179H234V177H233ZM232 179V180H233ZM235 179V180H236ZM240 179H242L241 177H240ZM236 180L233 184V186L235 187V188H237V189H243V188H245V187H248V186H251V185H253L254 184V182L253 181H249L248 179L247 180ZM259 179V178H258ZM261 179V178H260ZM63 180V179H62ZM76 180L77 181H79V182H81V183H83V185H80V184H78L79 185V188H77L78 190H80L81 192H82V194H81V196L80 195H72V194H70L69 195V197H68V194H69V191H71V189H72V187H73V183L72 182H74V183H76ZM117 180V179H116ZM137 180H139V179H135V181H137ZM196 180V179H195ZM229 180V179H228ZM257 180V179H256ZM145 181V180H144ZM193 181V180H192ZM198 181V180H197ZM210 181V180H209ZM212 181V180H211ZM210 181V182H211ZM214 181V180H213ZM225 181H226V179H225ZM139 182V181H138ZM219 182V181H218ZM58 183V182H57ZM72 183V184H71ZM125 183V182H124ZM135 183H137V182H135ZM194 184H195V181L193 182ZM192 183V184H193ZM198 183V182H197ZM215 182H213L212 184H214ZM228 183V182H227ZM119 184V183H118ZM117 184V185H118ZM215 184H217V182L215 183ZM220 184V183H219ZM59 185V184H58ZM189 185H190V183H189ZM189 185H187V187H189ZM211 185V184H210ZM231 185V184H230ZM259 185V184H258ZM55 186H56V184H55ZM137 186V185H136ZM138 186H139V184H138ZM203 186H205V185H203ZM202 186V187H203ZM212 186V185H211ZM210 186V187H211ZM214 186V185H213ZM221 188L222 189H225V191H229L233 186H231L230 188H228L229 186H226V185H223L222 183H221ZM59 187V186H58ZM202 187H199V189H200V192L202 191L201 189H202ZM206 187V186H205ZM204 187V188H205ZM218 187V186H217ZM256 187V186H255ZM196 188V187H195ZM203 188V189H204ZM207 188V187H206ZM206 188L204 189V190H206ZM106 189H112V190H110V193H107L105 190ZM137 189V188H136ZM170 190L169 192H168V194L166 195V196H164V197H167V198H169V200H170V196H176V195H179L178 194V192H180V193H182V190H180V189H176V190ZM209 189H211V188H209ZM228 189V190H227ZM233 189V188H232ZM77 190V191H78ZM123 190V192L120 194V191H122ZM51 191V190H50ZM193 191V190H192ZM195 191H197V189L195 190ZM207 191H209L208 189H207ZM214 191V190H213ZM61 192V191H60ZM216 192V191H215ZM219 192H220V190H219ZM71 193V192H70ZM193 193V192H192ZM129 194V195H128ZM189 194H191V193H189ZM199 194H201V193H199ZM204 194V193H203ZM203 194H201L202 196H203ZM225 194V193H224ZM245 194V193H244ZM66 195H67V198H71L70 199V201H68V199L66 198ZM226 195V194H225ZM229 195H230V193H229ZM60 196H62V197H60ZM132 196V195H131ZM157 196V195H156ZM194 196V195H193ZM196 196V195H195ZM201 196V197H202ZM245 196H247V195H245ZM260 196V195H259ZM78 197H80L79 199H78ZM150 197V196H149ZM188 196H186L185 198H187ZM190 197H191V195H190ZM198 197V196H197ZM232 197H234V199H235V196H232ZM244 197V196H243ZM242 197V198H243ZM158 198V197H157ZM199 198V197H198ZM222 198V197H221ZM239 198H240V196H239ZM77 199H78V202L76 203L75 202V200L77 201ZM172 199V198H171ZM175 199V198H174ZM174 199H172V200H174ZM189 199V198H188ZM188 199H187V201H188ZM224 199H226V198H224ZM228 199V198H227ZM234 199L232 198V200L231 201H234ZM255 199H256V196H255ZM44 200V199H43ZM42 200V201H43ZM80 200V201H79ZM162 200H163V198H162ZM194 200V199H193ZM196 200H198V199H196ZM239 200H241V199H239ZM69 202V203H74V206H71L70 207V204H68V206L66 205L67 204V202ZM127 201V200H126ZM125 201V202H126ZM164 201V200H163ZM166 201V200H165ZM171 201V200H170ZM198 201H200V200H198ZM201 201H202V199H201ZM229 201V200H228ZM238 201V200H237ZM237 201L235 200V202H234V205L236 206V204H237ZM124 202V203H125ZM169 202V201H168ZM186 202V201H185ZM191 202V201H190ZM194 202V201H193ZM222 202V201H221ZM230 202V201H229ZM240 202V201H239ZM243 202V201H242ZM39 203V204H40ZM188 203H189V201H188ZM187 203V204H188ZM195 203V202H194ZM200 203H202V202H200ZM204 203V202H203ZM202 203V204H203ZM241 203V202H240ZM239 203V204H240ZM255 203L256 204H258V206L257 207H259V206H261L262 205V203H263V201L261 200V199H256V201H255ZM255 203L254 204H252V205H255ZM197 204V203H196ZM196 204H195V206H196ZM221 204V203H220ZM239 204H238V206H239ZM243 204V203H242ZM191 205H194L193 203L191 204ZM198 205V204H197ZM200 205V204H199ZM228 205V204H227ZM231 205V204H230ZM251 205V206H252ZM68 208H67V207ZM85 206V205H84ZM123 206H126V205H123ZM122 206V207H123ZM189 206V205H188ZM247 206H248V204H247ZM102 207V208H101ZM148 207V206H147ZM192 206H190V208H191ZM198 207V206H197ZM204 207V206H203ZM202 207V205H201V208H203ZM230 206H228V208H229ZM233 207V206H232ZM88 208V207H87ZM101 208V210H99ZM193 208V207H192ZM196 208V207H195ZM200 208V206L198 207V209ZM220 208V207H219ZM224 208V207H223ZM236 208H237V206H236ZM123 209V208H122ZM127 209V208H126ZM197 209V208H196ZM211 209V208H210ZM226 210H227V208H225ZM230 209H232V208H230ZM235 209V208H234ZM263 209V208H262ZM237 210V209H236ZM83 211V210H82ZM82 211L80 212V213H82ZM88 211V210H87ZM86 211V213H88ZM119 211V210H118ZM209 211V210H208ZM234 211V210H233ZM264 211V210H263ZM262 211V212H263ZM36 212H37V210H36ZM84 212H85V210H84ZM92 212H89L90 214L92 213ZM127 212V211H126ZM221 212V211H220ZM229 212V211H228ZM88 213V214H89ZM92 213V214H93ZM121 213H122V211H121ZM230 213V212H229ZM238 213H241V212H238ZM124 214V213H123ZM217 214V213H216ZM260 214V213H259ZM263 214V218H260V219H264V212L262 213ZM261 214V215H262ZM78 215V214H77ZM81 215V214H80ZM83 215V214H82ZM85 215H87V214H85ZM85 215H83V217L85 216ZM110 215V216H111ZM117 215V214H116ZM127 215V214H126ZM130 215V214H129ZM240 215H242V213L240 214ZM88 216V215H87ZM91 216V215H90ZM105 216V215H104ZM107 216V215H106ZM109 216V217H110ZM124 216H125V214H124ZM217 216V215H216ZM225 216V215H224ZM230 216V215H229ZM93 217V216H92ZM113 217V216H112ZM118 217V216H117ZM120 217V216H119ZM137 217V216H136ZM220 217V216H219ZM221 217H223V214H222V216ZM226 218H227V216H225ZM225 217H223V218H225ZM261 217V216H260ZM86 218V217H85ZM85 218L83 219V220H85ZM88 218V217H87ZM86 218V219H87ZM107 218V217H106ZM105 218V219H106ZM234 218V217H233ZM91 219V218H90ZM94 219V218H93ZM101 219V218H100ZM99 219V220H100ZM229 219V218H228ZM236 218H234V220H235ZM82 220V221H83ZM88 220V219H87ZM98 220V221H99ZM113 220H115V219H113ZM112 220V221H113ZM137 220V219H136ZM135 220V221H136ZM139 220V219H138ZM227 220V219H226ZM259 220V219H258ZM89 221V220H88ZM101 221H102V219H101ZM108 221H110L109 223H111L112 221L111 220H109V218H108ZM131 221V220H130ZM133 221V220H132ZM131 221V222H132ZM221 221V220H220ZM223 221V220H222ZM236 221H237V219H236ZM56 222V221H55ZM86 222V221H85ZM84 222V223H85ZM91 222V221H90ZM105 222V221H104ZM114 222V221H113ZM122 222V221H121ZM137 222V221H136ZM219 222V221H218ZM231 222H232V220H231ZM83 223V224H84ZM115 223V222H114ZM133 223V222H132ZM138 223V222H137ZM221 223V222H220ZM235 223V222H234ZM257 223H261L260 222V220H259V222L257 221ZM82 224V223H81ZM106 224H107V222H106ZM112 224V223H111ZM110 224V225H111ZM129 224H131V223H129ZM134 224V223H133ZM133 224H132V228L134 227L133 226ZM218 225V223H216L215 222V224L214 225ZM225 224V223H224ZM32 225V224H31ZM49 225V224H48ZM95 225V224H94ZM93 225V222L92 223H89V225L88 226H90L89 228H88V230H89V232H93L92 230L93 229H90L91 228V226H94ZM113 225V224H112ZM210 225V224H209ZM213 225V226H214ZM221 225V224H220ZM223 225V224H222ZM54 226V225H53ZM82 226H84V225H82ZM86 226H87V224H86ZM97 225H95V227H96ZM100 226V225H99ZM98 226V227H99ZM104 226H105V224H104ZM103 226V227H104ZM108 226V225H107ZM114 226H116V225H114ZM119 226V225H118ZM256 226V225H255ZM42 227V226H41ZM81 227V226H80ZM94 227V228H95ZM127 227V226H126ZM129 227V226H128ZM127 227V228H128ZM147 227V226H146ZM220 227V226H219ZM223 227H224V225H223ZM230 227V226H229ZM233 228H235V226H232ZM232 227H230V229L232 228ZM38 228V230L34 233L35 234V236L37 237L38 235H40L41 234V231H42V229L40 228V227H37ZM46 228H48V227H46ZM54 228H56V226L54 227ZM82 228V227H81ZM97 228V227H96ZM117 228V227H116ZM130 228V227H129ZM143 228V227H142ZM211 228V227H210ZM216 228V227H215ZM215 228H213V229H215ZM218 228V227H217ZM221 228V227H220ZM220 228H218V229H220ZM32 229V228H31ZM98 229V228H97ZM145 229V228H144ZM229 229V228H228ZM228 229H227V231H228ZM33 230V229H32ZM44 230V229H43ZM84 230H85V228H84ZM94 230H96V229H94ZM116 230V229H115ZM127 230V229H126ZM129 230V229H128ZM130 230H131V228H130ZM239 231L238 229H235V231ZM250 230V229H249ZM255 231L253 232V230H252V233H250L249 232V234H247V235H244V237H242V241L240 240V241H238L237 240V242L235 243L234 241V245L233 246H230L231 248H229L228 250L226 249L224 252L222 251L221 253H218V254H216V248H218V251H220L219 250V246H217V247H215L214 245H211L210 244V242H209V245H208V247H209V250L207 251V250H205L204 248V250H205V252L204 251H200V249H201V247H200V249H199V247H197L195 250H194V254H193V260H192V262H190L189 264H204V263H206V261H205V259H208L207 257H211L212 256V253L215 255H218V258H217V260L215 261V259H214V263H211V264H264V251L262 250L263 248H264V221H262V223L261 224H259L258 226H256V228L254 229ZM46 231H48V230H46ZM55 231L56 232H58L56 229H55ZM118 231V230H117ZM142 231V230H141ZM149 231V230H148ZM208 231V230H207ZM212 231V230H211ZM210 231V232H211ZM232 232H233V230H231ZM77 231H74V234L76 233ZM96 231H94V233H95ZM150 232V231H149ZM203 232H205V231H203ZM209 232V234H211ZM213 232V231H212ZM217 232H219V231H217ZM216 232V233H217ZM221 232V231H220ZM225 232V231H224ZM65 233V232H64ZM63 233V234H64ZM68 233V232H67ZM73 233V232H72ZM141 233V232H140ZM215 233V234H216ZM222 233V232H221ZM245 233V232H244ZM34 234H33V236H34ZM48 234V233H47ZM46 234V235H47ZM49 234H50V232H49ZM48 234V235H49ZM87 234V233H86ZM91 234V233H90ZM89 234V235H90ZM145 234V233H144ZM200 234H202V233H200ZM199 234V235H200ZM224 235H225V233H223ZM236 234V233H235ZM237 234H239L238 232H237ZM236 234V235H237ZM240 234H242V233H240ZM32 235V234H31ZM51 235H53V233L51 234ZM51 235H49V236H51ZM54 235H55V233H54ZM66 235H68V234H66ZM65 235V236H66ZM70 235V234H69ZM94 235V234H93ZM195 235V234H194ZM205 235V234H204ZM219 235V234H218ZM228 235V234H227ZM56 236V235H55ZM77 236V235H76ZM87 236V235H86ZM214 236V235H213ZM216 236H217V234H216ZM231 236V235H230ZM60 237V236H59ZM85 237V236H84ZM206 237V236H205ZM208 237V236H207ZM220 237H222V236H220ZM219 237V238H220ZM225 237V236H224ZM229 237V236H228ZM240 237V238H241ZM41 238V237H40ZM62 238H64L63 236L62 237H60L59 239H62ZM70 238V237H69ZM87 238H88V236H87ZM86 238V239H87ZM90 238V237H89ZM202 238V237H201ZM215 238V237H214ZM213 238V239H214ZM223 238V237H222ZM221 238V239H222ZM231 238V237H230ZM238 238V237H237ZM237 238H235V240L237 239ZM33 239H34V237H33ZM33 239H31V240H33ZM58 239V240H59ZM68 239V238H67ZM210 239H211V237H210ZM224 239V238H223ZM223 239H222V241H223ZM239 239V238H238ZM45 240L46 239H44V242H45ZM71 240V238L69 239V241ZM200 240H202V239H200ZM227 240V239H226ZM56 241V240H55ZM63 240H61V242H62ZM65 241V240H64ZM203 241V240H202ZM201 241V242H202ZM212 241V240H211ZM252 241H255L256 243L255 244H253V246L251 245V242ZM35 242V241H34ZM40 242V241H39ZM43 242V241H42ZM54 242V241H53ZM203 242H205V241H203ZM208 242V241H207ZM214 242V241H213ZM221 242V241H220ZM220 242H218L217 241V245H218V243H220ZM52 243V242H51ZM57 243V242H56ZM63 243H65V242H63ZM198 243H200V242H198ZM230 243V242H229ZM228 243V244H229ZM68 244V243H67ZM208 244V243H207ZM227 244V243H226ZM33 245V244H32ZM39 245V244H38ZM37 245V246H38ZM196 245H198V244H196ZM201 245V244H200ZM247 245V246H246ZM212 246H213V248H212ZM193 247V246H192ZM211 247V248H210ZM248 247V248H247ZM191 248V247H190ZM244 248H247L243 253H241V250L242 249H244ZM55 250H56V248H55ZM190 250V249H189ZM213 250H215V251H213ZM258 250H259V254L257 253L258 252ZM58 251H59V249H58ZM217 251V252H218ZM51 253H53L54 251H50ZM57 252V251H56ZM135 252H137V249H136V251ZM55 253V252H54ZM204 253H206V256H205V254ZM49 254V253H48ZM48 254H46V255H48ZM189 260L191 259V258H188ZM188 260V261H189ZM204 260V261H203ZM211 260V258H209V261ZM212 260H213V258H212ZM211 262V261H210ZM210 262H209V264H210ZM219 262V263H218ZM208 264V263H207Z\"/></svg>",
    "mask_w": 264,
    "mask_h": 264
}]
</instances>
